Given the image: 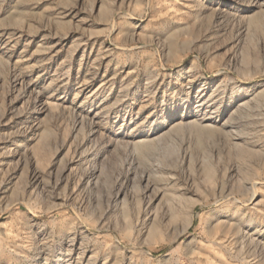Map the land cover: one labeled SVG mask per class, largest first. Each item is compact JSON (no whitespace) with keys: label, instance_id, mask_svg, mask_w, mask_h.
Wrapping results in <instances>:
<instances>
[{"label":"rangeland","instance_id":"374dc122","mask_svg":"<svg viewBox=\"0 0 264 264\" xmlns=\"http://www.w3.org/2000/svg\"><path fill=\"white\" fill-rule=\"evenodd\" d=\"M0 264H264V0H0Z\"/></svg>","mask_w":264,"mask_h":264},{"label":"bare ground","instance_id":"6f19581e","mask_svg":"<svg viewBox=\"0 0 264 264\" xmlns=\"http://www.w3.org/2000/svg\"><path fill=\"white\" fill-rule=\"evenodd\" d=\"M248 7H249L248 5L244 4V5L242 6V9H247ZM238 15H241V14H235V16H238Z\"/></svg>","mask_w":264,"mask_h":264}]
</instances>
